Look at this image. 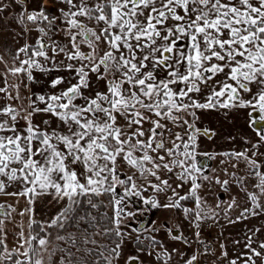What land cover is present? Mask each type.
Here are the masks:
<instances>
[{
	"label": "snow or ice",
	"instance_id": "obj_1",
	"mask_svg": "<svg viewBox=\"0 0 264 264\" xmlns=\"http://www.w3.org/2000/svg\"><path fill=\"white\" fill-rule=\"evenodd\" d=\"M28 3L0 0V15L12 10L37 33L15 49L11 66L0 56V99L19 102L0 107V264H45V257L47 264H145V256L169 264L185 254L151 234L155 221L126 222L153 209L182 210L199 239L201 223L216 215L200 195L204 181L225 192L235 182L249 202L237 220L264 213V0H56L55 13ZM52 71L69 74L51 80V89L63 85L57 91L24 98L19 84H8L9 75L34 83L35 73ZM208 110H245L258 139L244 137L243 151L201 152L199 137L215 135L197 126V113ZM200 156L225 157L219 163L229 178L205 174ZM44 197L59 211L37 220ZM230 200L226 215L240 207ZM177 232L168 229L171 240L190 244L178 225ZM255 232L228 264H264ZM128 241L136 254H125ZM199 254L184 264H198Z\"/></svg>",
	"mask_w": 264,
	"mask_h": 264
},
{
	"label": "rangeland",
	"instance_id": "obj_2",
	"mask_svg": "<svg viewBox=\"0 0 264 264\" xmlns=\"http://www.w3.org/2000/svg\"><path fill=\"white\" fill-rule=\"evenodd\" d=\"M43 5L50 13H55L58 7L56 0H31L30 9L38 10L39 7ZM31 41L34 42L37 33L33 31L29 33ZM59 38V37H58ZM68 77V73L63 71H52L50 73H35L34 74V83H29L26 77L23 79L22 88L27 86L28 92L27 97L31 93L46 94L52 91H57L63 85L58 86V89L54 90L50 88V82L52 79H55L57 76ZM25 84V85H24ZM3 85V84H2ZM0 86V88L4 87ZM95 86V84H94ZM101 88L103 87L102 82H100ZM1 97L4 96L3 93H0ZM5 103H10L8 100L4 101ZM26 102V100H25ZM19 107V102L16 103ZM25 105V104H24ZM27 106V102L26 105ZM42 106V105H41ZM0 107H2L0 103ZM225 110L220 111H199L197 113L199 119L197 120V126L201 129L205 127L210 129L215 133L210 139L208 137L202 136L199 138V150L201 152H207L212 154L225 153L231 151H243L245 147H250V145H245L243 138L247 137L249 140L256 142L258 139L255 132H253L247 126V113L245 110H237L229 112L227 116L224 115ZM23 115V113H22ZM40 117L43 120L45 117L43 114L37 113L34 117V120ZM42 122V121H41ZM39 122V123H41ZM21 126H24V121H20ZM261 152H264V146L260 148ZM203 156H201L202 158ZM206 158V157H205ZM207 159V158H206ZM264 159V157H261ZM209 160V159H208ZM220 160H226L223 156H217L216 159L209 160L208 163L202 162L206 166L205 174L207 175H217L222 180L228 179L229 177L224 174L223 169L226 165L220 164ZM214 169L215 172L208 171L207 169ZM246 170V165L244 162L239 164V175H243ZM228 171H236L228 165ZM203 187L200 190V195L207 202L205 207H211L215 209L216 215L211 218L203 221L200 225L199 239L196 238L195 232L196 228L192 226L190 221L184 218L182 210L176 209H153L151 212H144L141 215H138L135 219H129L126 223L131 224L134 228L140 227H150L152 222L155 221V227L158 228V231L151 233L156 237V239L163 244H165L169 250L172 248L178 249L179 252L185 254L182 258L178 254H173L169 264H184V259L190 257L194 253H200L198 255V264H228L229 259L235 258L238 254L242 253L245 249L237 251V254H233L235 249L232 247L234 244L237 247L241 245L243 247L246 242L248 235H253L256 229H259V232H255V237L258 240H264V213L257 216H249L247 219L237 220V217L240 215V211L243 207L249 206V202H246L244 194L240 192L239 188L235 185V182L230 183V190L225 192L221 185L216 184L214 181L208 183L206 181L202 182ZM255 183L254 179H249V190L255 191L252 188V184ZM187 185L185 186V190ZM151 194V193H149ZM161 202H167V198L162 194ZM236 196L240 207H235L228 211L227 215L225 214V208L227 203H230V198ZM222 199L225 203L221 204L219 208H216L219 199ZM50 197L41 198L35 208L36 211L41 214L39 220H46L49 217L55 215L59 211V206L54 203H49ZM184 203V202H183ZM185 207H193L194 203H190L188 206L184 203ZM140 207H143L141 204ZM134 210V209H133ZM179 212V213H178ZM178 213V214H177ZM176 216V217H175ZM178 216V217H177ZM184 218V219H183ZM236 221V222H230ZM163 225V227H161ZM177 225L179 226V231L183 233L190 241V244H184L180 241H173L168 236V229H171L174 233H177ZM53 235H55V229L51 230ZM144 235H149L145 233ZM133 241L126 242L125 254H136V247L134 246ZM145 244L147 241L144 242ZM202 243L204 246L209 245L210 250H205L203 252L198 251L196 248ZM237 243V244H236ZM223 245V248L221 247ZM227 251L228 258L225 259L222 256V253ZM145 264H158V262L153 257L145 256ZM220 260V261H219ZM45 264H47V257H45ZM123 264V261H121Z\"/></svg>",
	"mask_w": 264,
	"mask_h": 264
},
{
	"label": "crops",
	"instance_id": "obj_3",
	"mask_svg": "<svg viewBox=\"0 0 264 264\" xmlns=\"http://www.w3.org/2000/svg\"><path fill=\"white\" fill-rule=\"evenodd\" d=\"M30 1L31 0H29V3H28L29 8H31ZM15 11L18 12V9H16ZM25 43H32L29 33L25 31V27L23 25L16 22V19L14 18V15H13V11L7 10L5 14L0 15V56H3L4 59L8 62V65L11 66L12 55L15 54V49L24 45ZM5 71H6L5 65L3 63H0V86L3 84L4 87H5L4 76L2 75V73H4ZM8 84H10V85L19 84L20 85V88H19L20 96L24 97V98L27 97V92H28L27 86L25 88L24 87L22 88L23 85L21 84V78L20 77H14V76L9 75L8 76ZM10 92L13 95H15L17 92V89L11 88ZM0 97H1V94H0ZM25 100L27 102V99H25ZM25 100H24V104L26 105ZM4 101H6V99H0V103H1L2 107L5 104ZM9 102L17 105L16 103L18 101H9ZM41 121L42 120L40 119V117H37L35 119V122H37V123H39ZM201 137H199V138H201ZM159 198H160V200H162V198H164V197L162 196V194H160ZM2 201H3V198H0V202H2ZM9 202L14 203V200L9 198ZM19 207H23V204L19 205ZM36 213H37L36 219L41 218L42 215L39 214L37 211H36ZM37 220H39V219H37ZM234 246H236V245L234 244ZM234 246L232 247L233 250L235 249V252L233 253L234 255L237 254L238 250L244 249V247H241V245H240V247H239V245L237 247H234Z\"/></svg>",
	"mask_w": 264,
	"mask_h": 264
},
{
	"label": "built area",
	"instance_id": "obj_4",
	"mask_svg": "<svg viewBox=\"0 0 264 264\" xmlns=\"http://www.w3.org/2000/svg\"><path fill=\"white\" fill-rule=\"evenodd\" d=\"M198 251L203 252L205 250H209L210 247L209 246H204L202 243L198 245V247L196 248Z\"/></svg>",
	"mask_w": 264,
	"mask_h": 264
},
{
	"label": "flooded vegetation",
	"instance_id": "obj_5",
	"mask_svg": "<svg viewBox=\"0 0 264 264\" xmlns=\"http://www.w3.org/2000/svg\"><path fill=\"white\" fill-rule=\"evenodd\" d=\"M206 128V127H205ZM198 159L200 160V162L202 163V162H204V160H205V163L207 164L208 163V159H206L204 156L201 158V156L200 157H198Z\"/></svg>",
	"mask_w": 264,
	"mask_h": 264
},
{
	"label": "trees",
	"instance_id": "obj_6",
	"mask_svg": "<svg viewBox=\"0 0 264 264\" xmlns=\"http://www.w3.org/2000/svg\"><path fill=\"white\" fill-rule=\"evenodd\" d=\"M186 204V206H188L190 203H193L192 201H185L184 202ZM134 246L136 247V244L134 243Z\"/></svg>",
	"mask_w": 264,
	"mask_h": 264
}]
</instances>
